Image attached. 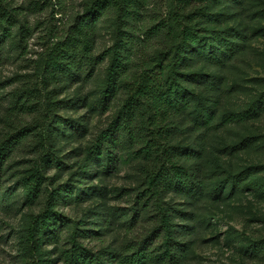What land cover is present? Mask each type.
I'll return each mask as SVG.
<instances>
[{"label": "trees", "instance_id": "16d2710c", "mask_svg": "<svg viewBox=\"0 0 264 264\" xmlns=\"http://www.w3.org/2000/svg\"><path fill=\"white\" fill-rule=\"evenodd\" d=\"M12 2L0 0V59L7 43L9 48L21 47L30 32L23 8ZM170 3L168 17L147 26L142 10L148 0H83L82 13L46 54L37 85L12 93L9 110L33 113L38 112L44 92L46 114L51 115L40 129L9 123L0 139V186L6 160L30 133L35 139L34 147L41 155L20 180L28 205L41 194L43 170L52 162L62 167L56 145L69 140L66 128L77 123L54 116L66 106L55 100L61 88L81 77L84 64L94 68L98 60L107 59L104 78L89 94L88 107L104 111L122 98L108 128L77 151L76 170L67 183L48 192L43 211L26 226L27 251L34 264H52L43 247L63 225L58 204L95 195L86 182L99 168L114 166L117 149L123 145L141 160L143 177L135 190L126 232L137 215L150 208L156 212V229L162 231L160 246L150 249L143 242L93 252L82 243L88 236L80 220L72 222L69 246L58 254L63 264H182L193 240H186L191 233L176 229L180 210L171 196L185 205L207 204L217 210L241 196L264 202V131L259 128L264 121V78L247 80L237 68L252 41L264 38V0ZM110 14L113 43L93 56L97 25ZM152 45L155 48L148 52ZM248 85L257 90L252 92ZM241 96L244 100L239 103ZM86 100L87 96L77 95L69 101L70 107ZM83 184L85 188L80 189ZM98 214L97 221H106L105 210L100 208ZM99 229L107 232L105 226ZM227 238L239 243L243 255L252 248L230 230Z\"/></svg>", "mask_w": 264, "mask_h": 264}, {"label": "rangeland", "instance_id": "374dc122", "mask_svg": "<svg viewBox=\"0 0 264 264\" xmlns=\"http://www.w3.org/2000/svg\"><path fill=\"white\" fill-rule=\"evenodd\" d=\"M13 0L12 5L23 8V16L30 32L21 47H8L2 50L0 59V139L9 128V123L18 127L41 128L51 119L46 114L44 96H39L38 112H17L9 110L14 91L30 90L37 85L43 73V62L53 46L64 39L74 18L82 13L83 0H66L63 5L54 0ZM143 12V24L151 25L168 17L171 11L170 0H148ZM113 16L102 17L97 25L95 45L92 55L98 56L113 43L110 21ZM108 20V21H107ZM154 43V42H153ZM155 45V43H154ZM149 47L151 52L155 46ZM91 68L83 65L81 77L61 88L55 100H62L66 106L55 112V117L77 122L67 126L71 134L69 140L59 141L55 154L62 167L54 162L43 170L45 182L41 194L32 205H28L21 190L23 172L38 163L39 150L34 147L35 139L30 133L27 139L6 160L2 169L0 186V264H34L29 255L26 226L43 211L48 192L57 185L67 183L75 163L79 159L77 151L89 146L113 120L122 98L100 111L89 109V94L96 91L97 83L104 78L107 59L98 60ZM239 74L247 80L264 78V38H255L239 61ZM237 69V70H238ZM252 92L257 87L248 85ZM51 88V87H50ZM49 88V89H50ZM87 96L86 103L70 107V100L76 96ZM239 103L244 100L241 96ZM48 116V117H47ZM264 131V121L259 124ZM30 131L32 129H29ZM75 149V150H74ZM134 147L133 151H136ZM134 153L120 146L117 149L118 161L108 170L98 169L86 182L92 186L95 195L78 202H60L56 208L63 225L57 229L55 238H48L43 250L48 251L47 259L52 264H63L58 259L62 249L68 248L72 222L83 220L88 236L82 243L93 252L103 248H121L125 244L140 246L145 242L150 249L162 242V231L156 229V212L150 208L137 215L130 232L126 230L133 214L135 190L141 180V160ZM257 161V158H254ZM263 162V161H262ZM85 184L79 188H85ZM172 197L177 214L176 229L191 233L187 238L193 240L182 264H264V202L254 200L253 196L231 199L220 204L219 210L207 204L185 205L182 200ZM105 210L106 221H97L99 209ZM86 214V215H85ZM180 225V226H179ZM105 226L107 232L99 228ZM230 230L238 240H248L252 247L247 255L239 249V243L227 238ZM156 264V263H150Z\"/></svg>", "mask_w": 264, "mask_h": 264}]
</instances>
